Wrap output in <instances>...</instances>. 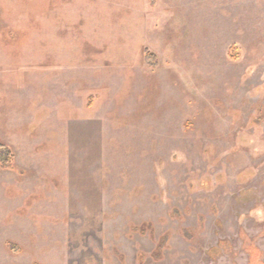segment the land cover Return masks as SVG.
Returning a JSON list of instances; mask_svg holds the SVG:
<instances>
[{"label":"rangeland","instance_id":"374dc122","mask_svg":"<svg viewBox=\"0 0 264 264\" xmlns=\"http://www.w3.org/2000/svg\"><path fill=\"white\" fill-rule=\"evenodd\" d=\"M0 144V264L264 262V0H0Z\"/></svg>","mask_w":264,"mask_h":264},{"label":"trees","instance_id":"16d2710c","mask_svg":"<svg viewBox=\"0 0 264 264\" xmlns=\"http://www.w3.org/2000/svg\"><path fill=\"white\" fill-rule=\"evenodd\" d=\"M144 53L147 64L151 67H157L158 61L156 55L148 50H145ZM231 56L233 60H236L238 58V52L235 48H233ZM93 103L94 102L92 101L89 104V107H92ZM0 167L3 170H8V171H13L15 169V155L11 150V148L4 144H0ZM9 247L10 249L13 250V252L15 251V253L20 252V250H17V248H15V245L12 243L9 244ZM252 252H254V255L255 253H257L256 250H251V253Z\"/></svg>","mask_w":264,"mask_h":264},{"label":"flooded vegetation","instance_id":"af4514ba","mask_svg":"<svg viewBox=\"0 0 264 264\" xmlns=\"http://www.w3.org/2000/svg\"><path fill=\"white\" fill-rule=\"evenodd\" d=\"M252 250V249H251ZM251 255H252V259H254L253 260V264H264V262L263 261H261L260 259H257V255H260V253L257 251V253H255V255H254V252H252L251 253ZM255 256V257H254ZM255 261V262H254Z\"/></svg>","mask_w":264,"mask_h":264}]
</instances>
